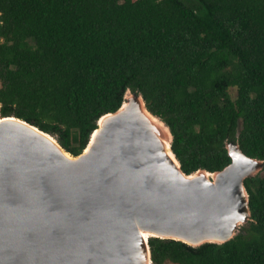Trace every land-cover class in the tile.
Returning a JSON list of instances; mask_svg holds the SVG:
<instances>
[{"label":"trees","instance_id":"trees-1","mask_svg":"<svg viewBox=\"0 0 264 264\" xmlns=\"http://www.w3.org/2000/svg\"><path fill=\"white\" fill-rule=\"evenodd\" d=\"M127 91L169 128L183 173L221 171L229 143L262 161L232 239L150 237L152 263L264 264V0H0V118L78 156Z\"/></svg>","mask_w":264,"mask_h":264},{"label":"water","instance_id":"water-1","mask_svg":"<svg viewBox=\"0 0 264 264\" xmlns=\"http://www.w3.org/2000/svg\"><path fill=\"white\" fill-rule=\"evenodd\" d=\"M106 115L78 156L0 118V264H153L150 237L222 244L250 220L244 181L261 160L229 143V165L187 175L140 95Z\"/></svg>","mask_w":264,"mask_h":264},{"label":"bare ground","instance_id":"bare-ground-1","mask_svg":"<svg viewBox=\"0 0 264 264\" xmlns=\"http://www.w3.org/2000/svg\"><path fill=\"white\" fill-rule=\"evenodd\" d=\"M127 102L129 103L131 109H135V108H136V105L132 103L130 97L127 99ZM126 104H127V103H126ZM143 109H144V108H143ZM109 116H110V115H109ZM107 117H108L107 115L104 116V117H102V118L100 119V121H99V122H100L99 124L101 125L102 122L104 121V119L107 118ZM151 118L154 120V122L157 123V125H158V124L161 125V123H160L159 120H157V119L154 118V117H151ZM163 127H164V126H163ZM96 132H97V130H95V133L93 134L92 139H93L94 135L96 134ZM92 139H91V141H92ZM171 157H172V155H171ZM172 158H173V157H172ZM211 176H215V174H212Z\"/></svg>","mask_w":264,"mask_h":264},{"label":"rangeland","instance_id":"rangeland-1","mask_svg":"<svg viewBox=\"0 0 264 264\" xmlns=\"http://www.w3.org/2000/svg\"><path fill=\"white\" fill-rule=\"evenodd\" d=\"M229 92H230V95L233 97V99L235 98V96H236V89L235 88H231L230 90H229ZM261 174H263V173H261ZM162 264H175V263H172V262H170V261H165L164 263H162Z\"/></svg>","mask_w":264,"mask_h":264},{"label":"clouds","instance_id":"clouds-1","mask_svg":"<svg viewBox=\"0 0 264 264\" xmlns=\"http://www.w3.org/2000/svg\"><path fill=\"white\" fill-rule=\"evenodd\" d=\"M1 118H3V117H1Z\"/></svg>","mask_w":264,"mask_h":264}]
</instances>
